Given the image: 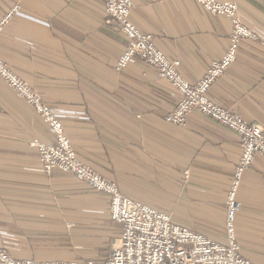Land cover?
I'll list each match as a JSON object with an SVG mask.
<instances>
[{"label": "crops", "instance_id": "1", "mask_svg": "<svg viewBox=\"0 0 264 264\" xmlns=\"http://www.w3.org/2000/svg\"><path fill=\"white\" fill-rule=\"evenodd\" d=\"M133 1L131 20L182 61L191 82L229 46L232 20L197 0ZM230 1L258 38L242 41L211 95L264 126V0ZM17 4L20 11L0 34V57L55 109L80 159L125 195L226 239L239 135L197 110L185 126L168 123L178 91L139 58L117 70L128 40L104 0H0V21ZM33 138L54 141L45 120L0 77V245L19 259L103 260L121 233L109 198L58 169L46 174ZM238 197L242 253L264 264L263 157L245 172Z\"/></svg>", "mask_w": 264, "mask_h": 264}, {"label": "built area", "instance_id": "2", "mask_svg": "<svg viewBox=\"0 0 264 264\" xmlns=\"http://www.w3.org/2000/svg\"><path fill=\"white\" fill-rule=\"evenodd\" d=\"M197 1L208 13L230 18L233 27L225 53L211 62L199 81L191 82L182 72V61L169 57L156 45L154 35L143 32L131 20L133 0H104L108 18L117 23L118 29L128 40L125 51L117 61V70L126 69L133 59L139 58L178 91L180 98L175 109L166 117L168 123L185 126L189 114L197 110L239 135L242 155L226 198L227 242L216 241L190 226L176 222L167 211L125 195L116 181L104 177L85 164L78 156L55 109L0 57V77L35 109L53 133V142H45L39 138L30 141L46 174L51 175L58 169L106 195L110 201V217L121 225L118 240L103 260L19 259L0 245V264H254L243 255L238 240L237 215L241 210L238 193L242 178L256 156L264 158V126L247 121L240 114L220 104L211 95V89L237 61L242 41L258 37L240 19L239 5L235 1ZM20 9L17 4L7 12L0 21V34ZM185 175L188 177L189 171Z\"/></svg>", "mask_w": 264, "mask_h": 264}, {"label": "rangeland", "instance_id": "3", "mask_svg": "<svg viewBox=\"0 0 264 264\" xmlns=\"http://www.w3.org/2000/svg\"><path fill=\"white\" fill-rule=\"evenodd\" d=\"M75 180H77V179H75ZM77 181H80V182H83V181H81V180H77ZM89 185V184H88ZM229 191V190H228ZM227 195H228V193H227ZM226 198H227V196H226ZM226 207H227V204H226ZM227 210V209H226ZM237 220H238V215H237ZM221 242H223V243H226L227 241H226V239H224V240H220ZM22 248V247H21Z\"/></svg>", "mask_w": 264, "mask_h": 264}]
</instances>
